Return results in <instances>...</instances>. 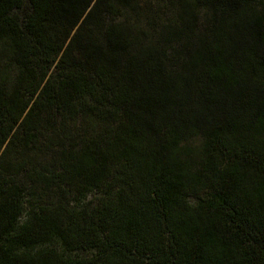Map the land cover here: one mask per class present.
<instances>
[{"label": "trees", "instance_id": "obj_1", "mask_svg": "<svg viewBox=\"0 0 264 264\" xmlns=\"http://www.w3.org/2000/svg\"><path fill=\"white\" fill-rule=\"evenodd\" d=\"M0 264H264V0H0Z\"/></svg>", "mask_w": 264, "mask_h": 264}, {"label": "rangeland", "instance_id": "obj_2", "mask_svg": "<svg viewBox=\"0 0 264 264\" xmlns=\"http://www.w3.org/2000/svg\"><path fill=\"white\" fill-rule=\"evenodd\" d=\"M16 15L20 16V15H21V13H18V12H17V13H16Z\"/></svg>", "mask_w": 264, "mask_h": 264}]
</instances>
